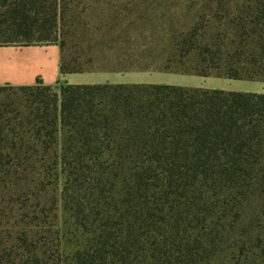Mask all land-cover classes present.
Masks as SVG:
<instances>
[{"label": "trees", "instance_id": "1", "mask_svg": "<svg viewBox=\"0 0 264 264\" xmlns=\"http://www.w3.org/2000/svg\"><path fill=\"white\" fill-rule=\"evenodd\" d=\"M81 2L0 0V46L57 44L63 75L264 83V0H197L192 25L165 33L93 27ZM222 254L264 264V93L0 86V264H211Z\"/></svg>", "mask_w": 264, "mask_h": 264}, {"label": "rangeland", "instance_id": "2", "mask_svg": "<svg viewBox=\"0 0 264 264\" xmlns=\"http://www.w3.org/2000/svg\"><path fill=\"white\" fill-rule=\"evenodd\" d=\"M196 2L197 0H82L80 10L83 7L86 8L85 15L93 27L100 22L102 28H156L158 32L165 33L172 28H187L192 25L195 16L193 11L187 12V7L196 4ZM160 40L162 39L154 41L155 45H158ZM16 47L24 46L17 45ZM25 50L18 49L17 51L9 48L7 52L5 51L8 54L7 56H1L0 54V61L6 57H12V59L18 56L21 57L26 54ZM51 51L52 48L49 49V52ZM130 73L136 74L126 75L129 76L125 77L128 78V81L147 80L157 84L200 85L203 88L217 90L264 93V83L259 81L234 80L216 76L202 77L158 71H134ZM72 78L80 77H69L68 80ZM93 78L92 81H100L98 80L99 77ZM211 264H228V257L225 254L219 255L212 260ZM257 264H260V261Z\"/></svg>", "mask_w": 264, "mask_h": 264}, {"label": "crops", "instance_id": "3", "mask_svg": "<svg viewBox=\"0 0 264 264\" xmlns=\"http://www.w3.org/2000/svg\"><path fill=\"white\" fill-rule=\"evenodd\" d=\"M26 49L23 56L5 58L0 61V86H28L34 85L37 80H42L44 84L54 86L57 83L69 85H96V84H157L147 80L128 81L126 75L136 74L130 72H85L63 75L60 70L61 51L56 44L52 45H30L24 47L0 46L1 56H7V50ZM52 51L49 52V49ZM6 51V52H5ZM4 73V74H1ZM138 74V73H137ZM74 75V76H73ZM75 75H100V76H75ZM69 77H80L72 78ZM83 77V78H81ZM92 77V78H90ZM93 77H99L100 81H92ZM168 85V84H167ZM177 86V85H176ZM184 87L203 88L200 85H184ZM212 89V88H205Z\"/></svg>", "mask_w": 264, "mask_h": 264}]
</instances>
